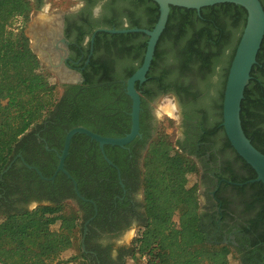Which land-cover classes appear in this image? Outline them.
<instances>
[{
	"label": "trees",
	"instance_id": "trees-1",
	"mask_svg": "<svg viewBox=\"0 0 264 264\" xmlns=\"http://www.w3.org/2000/svg\"><path fill=\"white\" fill-rule=\"evenodd\" d=\"M123 1L128 8L132 7L127 10L128 29H153L159 16L155 2ZM259 1L264 11V0ZM30 10L28 0H0V264H89L90 256L82 250L81 262H75L76 257L61 262L60 256L75 245V240L79 243L80 234H84V222L94 214L93 204L78 199L62 173L53 181H44L25 166H33L43 177L50 178L58 163L55 153L36 145L30 131L39 126L40 137L49 143V148L53 147L52 138L58 137V155L66 133L76 127L102 137H124L130 131V117L126 113L131 111V100L120 85L112 83V78L116 75L126 81L138 69L148 37L141 33L99 32L95 49H104L107 60L98 63L91 59L87 69L94 72V79L84 74L83 84L67 87L62 97L58 96V86L42 71L25 37L9 31L15 18H27ZM134 13L138 14L137 21ZM246 16L244 8L230 3L204 7L198 12L170 7L147 80L142 86L136 84L141 102L150 90L155 93L176 91L185 109L210 108V96L205 93L199 98L198 95L211 88V74L219 66L214 106L222 111L228 69ZM111 24L106 28L122 29ZM250 77L241 102V125L247 139L264 154V37ZM139 132L142 133L141 126ZM109 147L104 146V151L114 163L108 154ZM228 147L232 149L229 141ZM17 154H21L25 164L19 158L14 159ZM243 163L251 177L239 183L256 178L254 170ZM196 167L195 162L184 152L175 150L166 137L156 135L150 139L141 181L144 224L131 248L120 253L117 262L107 263L110 247L89 245L95 237L94 227L101 231L118 228L121 219L118 212L126 204L113 200L112 189H119L117 176L112 171L107 173L110 168L98 144L82 134L74 135L65 170L77 183L84 199L94 202L98 209L85 235L86 249L95 252L101 264H125L123 258L135 262L144 258L141 264H229L231 254L238 264H264L263 185L255 182L234 188L245 199L248 188L254 191L248 200L241 202L246 212L257 210L250 219L244 220L247 226L242 227L252 237L247 241L248 247L240 250L231 244H216L207 240L202 228L196 187L185 186L188 176L198 170ZM72 200L76 201L77 209L65 217L62 203ZM32 203L38 206L27 209ZM57 222L58 230H52ZM242 252L250 256L244 257Z\"/></svg>",
	"mask_w": 264,
	"mask_h": 264
},
{
	"label": "flooded vegetation",
	"instance_id": "flooded-vegetation-1",
	"mask_svg": "<svg viewBox=\"0 0 264 264\" xmlns=\"http://www.w3.org/2000/svg\"><path fill=\"white\" fill-rule=\"evenodd\" d=\"M28 1L31 4V13L27 22L28 28L24 30L28 39V48L39 63L58 81L62 97L67 87L83 84L85 81L84 74L89 79H94V72L87 69L91 59L98 63L107 60L104 49H95V38L99 30L107 29L106 27L111 23L122 29H128L130 26L129 20L123 16V13L125 11L128 13L127 10H132V7L128 8L123 0L117 2L113 0H75L76 7L69 12L63 14V11H60L54 17L43 14L45 15L44 18L37 15L38 12H46L44 6L49 0ZM59 1L63 3V0ZM135 14L137 21L139 19L138 14ZM27 33L30 34V37L27 36ZM126 44L130 45L128 42ZM146 80L142 83L137 82V86L144 85ZM112 83L120 85L122 91L125 92L126 81L121 77L118 79L116 75L113 76ZM146 87L150 89V84H147ZM137 92L140 96V91ZM154 95L155 90H150L140 105L139 130L141 126L142 133L139 132V135L124 147L108 145L110 146L108 149L109 157L113 159L115 164L112 162L114 166H109L106 163L110 168L107 173H111V171L116 173L120 189V191L117 187L112 189V192L115 193L113 200H119L126 206L119 209L118 213L121 219L118 228L101 231L94 227L96 230L95 237L89 245H100L103 249L109 246L110 252L109 258L106 259L107 263L117 262L120 253L125 252L123 248L118 247L115 251L116 256L112 255L113 239L132 226L141 227L144 224L143 202L139 200V196L142 191L143 160L147 144L156 132V118L151 105L154 101ZM201 109L204 108L201 107ZM221 112L220 110L217 111V120L214 121L209 109H204L201 112H196L194 109L185 110L182 108L179 110L177 115L181 136L177 140L179 145H176V148L193 158L200 168L203 201L199 208V215L207 240L216 244L219 242L231 244L235 249L243 250V247H248L247 241L249 242L252 238L242 228L247 226L244 220L250 219L257 210L246 212L241 204L242 201L248 200L254 191L248 188L246 190L247 199H245L234 188L255 182L249 180L239 183L251 176L243 161L239 159L233 149L228 147V140L221 125L222 122H220ZM126 114L130 117V112ZM41 131L39 126L30 131L34 134L36 145H42L44 151L53 152L58 157L56 147L60 145L59 138L54 136L52 138L53 147L49 148V143L40 137ZM16 158H19L23 163L21 154H17L14 159ZM72 190L74 192L73 186ZM72 201L76 202L75 200ZM84 202L93 204L94 214L84 222L83 252L86 256H90L88 258L89 264H101L98 255L87 250L84 245L89 223L97 215L98 209L91 200ZM126 223L128 226H125ZM251 254L254 255L255 252ZM242 255L244 257L250 256L245 255L244 252Z\"/></svg>",
	"mask_w": 264,
	"mask_h": 264
},
{
	"label": "water",
	"instance_id": "water-1",
	"mask_svg": "<svg viewBox=\"0 0 264 264\" xmlns=\"http://www.w3.org/2000/svg\"><path fill=\"white\" fill-rule=\"evenodd\" d=\"M158 5L159 16L152 30L147 29H101L99 32L108 34H128L141 33L148 37L146 50L143 60L138 69L126 80L125 93L131 100V125L130 131L124 137L110 138L102 137L93 133L86 128L76 127L69 130L64 138L61 153L58 155V164L54 174L50 178H45L32 166L23 164L35 171L40 179L44 181H53L55 176L60 172L72 184L76 196L85 200L77 189V183L71 175L65 170V160L69 152L70 142L74 135L82 134L91 141L98 144L103 160L109 165L114 166L107 158L104 152V146L124 147L131 143L139 135V113H140V96L135 89V84L142 83L146 80V74L149 71L154 56L155 48L160 36L162 35L169 17L170 7H179L184 9H193L197 12L204 7L217 4L230 3L241 6L246 11V21L236 46L233 58L231 60L228 74L226 77L223 100H222V127L235 153L250 166L256 178L250 182H260L264 188V154L259 152L247 139L241 125L240 111L241 102L244 97V91L251 77L252 67L256 64V57L264 37V11L259 0H151ZM69 81V80H67ZM43 205H47L44 203ZM38 204L33 203L30 210L36 208ZM83 241V239H82ZM82 248L84 250L83 244Z\"/></svg>",
	"mask_w": 264,
	"mask_h": 264
},
{
	"label": "rangeland",
	"instance_id": "rangeland-1",
	"mask_svg": "<svg viewBox=\"0 0 264 264\" xmlns=\"http://www.w3.org/2000/svg\"><path fill=\"white\" fill-rule=\"evenodd\" d=\"M76 4L77 3L75 0H63V3H61L59 0H49L44 6L46 12H38L37 16L40 18H44L45 15L43 14H46L48 15V17H54V15L59 14L60 11H63V14H64L66 12H69L71 9H74L76 7ZM30 13H31V10L28 13L27 18L25 19H23V17L15 18V20L12 22V25L9 28V31L12 32L13 34L23 35L25 39L27 40V44H28V39L26 38L24 34V30H27L28 28L27 22H28ZM123 16L127 17V19L129 20L128 13L126 11L125 13H123ZM27 36L30 37V34L27 33ZM41 68H42V71L47 74L49 81L58 86V89H57L58 96L61 95V90H60L58 81L53 77V75H51L45 69L44 66H41ZM219 73H220V67L216 66L215 72L211 74V81H212L211 88H209L208 91L200 92L198 95L199 98L203 97L205 93H207L210 96V99L208 100L209 102L208 105L210 108H206V107H203V108L209 109L214 121L217 120V111H218V109H216V107L214 106L215 105L214 101L216 100L217 94H218L217 83L219 80ZM163 94L164 93H155L154 98H153L154 101L151 104L152 110L156 118V132L153 137H155L156 135L166 137L168 141L174 145L175 150H178L176 148V142L178 138L181 136V133H180L181 131H180L177 112L181 110L182 108L183 109L185 108L183 106V101L181 100V97L176 93V91H168L166 94H164V96ZM194 110L196 112L197 111L201 112L202 109L200 108L198 110L196 109ZM191 160L195 162L193 158H191ZM196 166L198 167V170L195 172L194 175L188 176L185 182V186L188 188L193 187V186L196 187L198 206L200 208L202 201H203V196H202V190H201L202 187H201V182H200V168L197 164ZM139 198H140L139 200L143 202L142 191L140 192ZM32 204L28 205L27 209L30 210V207L32 206ZM62 206H64L62 211H63V216L65 217L71 216V214H73L75 210L77 209L76 203L74 201H65L62 203ZM1 219L2 218L0 217V221ZM174 219H176V217H174ZM58 226H59V222H57L54 226H52V230H55V231L58 230ZM140 230H141V227H138L137 225H135V226H132L129 230H125L121 232L115 239H113L112 255L116 256L115 251L118 249V247L123 248L125 251L129 250L131 248V242L138 236V234L140 233ZM81 241H82V235L80 234L79 243L78 241L75 240V245L71 249L61 254L60 261L63 262V261L71 260L73 257H76L75 262H81V258L79 256L81 253V250L83 251ZM122 261H125V264H135V263L141 264L144 260L138 259V261L135 262L131 258H123ZM229 264H238L234 255L232 254L229 257Z\"/></svg>",
	"mask_w": 264,
	"mask_h": 264
},
{
	"label": "built area",
	"instance_id": "built-area-1",
	"mask_svg": "<svg viewBox=\"0 0 264 264\" xmlns=\"http://www.w3.org/2000/svg\"><path fill=\"white\" fill-rule=\"evenodd\" d=\"M144 260V258H142Z\"/></svg>",
	"mask_w": 264,
	"mask_h": 264
}]
</instances>
